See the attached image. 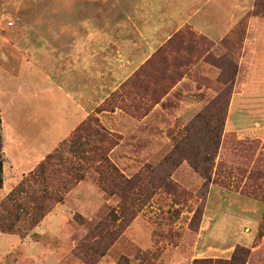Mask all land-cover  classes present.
Segmentation results:
<instances>
[{"label":"rangeland","instance_id":"374dc122","mask_svg":"<svg viewBox=\"0 0 264 264\" xmlns=\"http://www.w3.org/2000/svg\"><path fill=\"white\" fill-rule=\"evenodd\" d=\"M255 1L0 0V264H192L207 258L227 262L240 246L249 250L246 264H264V90L254 103V113L263 119L255 124L256 130L224 136L223 126L215 156L201 148L195 155L193 148L203 142L205 129L219 122L215 112L206 118L197 114L220 90L228 95L235 63L243 54L241 42L252 31L257 36V74L264 86V16L252 13ZM180 20L182 27L175 26L155 44L157 56L142 69L146 90L132 87L129 78L153 53L121 82L129 79L125 86L102 95L101 104L85 118L96 117L100 127L117 135L97 115L99 107L120 109L140 120L143 110L162 95L161 89L180 75L211 89L213 97L188 122L157 126L160 136L165 132L163 140L151 124L146 127L148 146L158 148L133 171H124L111 159L115 146L108 152V142L97 144L107 149L110 163L124 177L145 168L141 188L123 202L119 193L107 195L97 182L96 158L79 160L85 145L69 147L74 130L63 139L66 144L60 145L62 140L57 145L62 158L47 166L49 179L34 175L38 164L57 148L43 155L59 133L52 132L51 139L46 131L50 108L45 102L63 97L47 77L60 82L56 70L74 53L75 41L85 40L91 50L93 46L101 86H107L108 59L112 62L122 45L136 48L163 21ZM195 20L225 31L223 46L214 44L204 52L207 40H213L192 26ZM183 31L192 37L183 38ZM234 89L235 84L232 93ZM32 101L39 103L32 106ZM195 129L200 130L197 137L183 141L190 143L189 156L180 157L176 166L162 162L174 142ZM40 134L44 142L39 145ZM190 159L208 168L205 175ZM45 193H50L48 199ZM58 196L63 199L54 201Z\"/></svg>","mask_w":264,"mask_h":264},{"label":"crops","instance_id":"0c3cea01","mask_svg":"<svg viewBox=\"0 0 264 264\" xmlns=\"http://www.w3.org/2000/svg\"><path fill=\"white\" fill-rule=\"evenodd\" d=\"M190 23L196 30L203 32L213 40L216 46H223L222 42L227 37L225 31L219 33L218 29H214L213 26H202V22L198 20H195V22L190 21ZM162 24L158 30H155L149 36L147 41L141 42L136 48H134V44L131 46L126 43L112 58V62L108 59V64H110L108 73L110 74L107 78V86H101L100 64L99 59L95 57L93 46L91 50L86 48L85 40H83L84 42L75 41L77 45L73 47L75 49L74 53L70 57H64L66 59L62 62L60 71L57 72L59 69L56 70V74L60 75V82L58 83L53 78L47 77L53 81L56 89L62 93L63 97L45 102L46 106L50 108L45 118V120H48V126L45 125L46 131L49 133L48 136L54 139L52 132L59 131V133H56V141L50 145L48 151L43 154L44 156L53 151L59 142L67 137L86 116L95 111L103 101L102 95L119 88L121 82L128 78L153 53L157 42L169 34L175 26L182 27L184 22H181V20L179 23L163 21ZM257 24L255 27H257ZM233 26L234 23L233 25L230 24V29ZM256 41V33L252 31L241 42L243 54L239 59L238 76L224 125V135L235 133L238 130H256L255 124H260L263 121L260 116L254 113L253 109L255 101L259 100V91L264 90V86L260 85L262 80L257 74V66L260 65L258 64ZM67 49L66 47L63 50L66 51ZM52 66L55 67V64H52ZM261 66L264 68V63ZM213 95L211 89L201 87L197 82L183 77L140 120L130 117L120 109L101 111L97 115L105 125L111 131L122 135L120 142L110 152L111 159L118 166H121L124 171L135 170L143 158L147 157L150 152L155 153L157 151L155 149L158 148V146L156 148L154 146L149 147L146 142L149 134L144 133V130L149 124H151L149 128L154 129L157 137L163 140L165 132H163L164 136H160L162 131L157 127L159 124L164 122L171 124L188 122ZM33 103L36 106L39 102L32 101V106ZM2 112L0 108V136L3 150ZM11 114L12 120H16L14 113ZM162 128L166 129V126ZM39 138L41 139L40 145L44 142V139L41 134Z\"/></svg>","mask_w":264,"mask_h":264},{"label":"trees","instance_id":"16d2710c","mask_svg":"<svg viewBox=\"0 0 264 264\" xmlns=\"http://www.w3.org/2000/svg\"><path fill=\"white\" fill-rule=\"evenodd\" d=\"M252 13L264 16V0H256L254 2V8L252 10ZM183 38H191L192 33L190 31H183L182 32ZM172 38L168 41V43H171ZM167 43V44H168ZM214 42L208 41L206 42V49H204V52H209V50L213 47ZM202 51V52H203ZM158 52L153 53V55L129 78L132 87L138 88L139 90H146L144 78L145 73L142 71L143 67L148 64V62L153 58V56H157ZM208 54L206 55V57ZM205 57V58H206ZM239 70V62L235 63V74L238 73ZM144 74V75H143ZM143 76V79L139 78ZM234 77V80L232 82L231 88L236 83V78ZM182 78V75L179 77H176L174 82L171 83L170 86H165L163 89H161V96L158 99H155L153 105L138 116L139 118H143L146 116L152 108L160 102V98L168 93V91ZM128 79V80H129ZM126 80L121 86H125V83L128 81ZM120 86V87H121ZM230 88V91L227 95V91L220 90L216 96L203 108L202 112L197 114V118L205 116V114L209 112H215L219 116V122H215L212 127H208L205 129L207 132V135L204 137V140L201 144L193 145V148L195 150L194 154L198 155V148H201L204 152L214 155L217 153L219 146L221 144V137L223 135V126L225 123V118L227 115V109L230 103L232 90ZM227 97V98H226ZM100 111H106L105 108L99 107ZM114 110V109H113ZM111 110V111H113ZM206 118V116H205ZM98 119L96 117H89L82 121L73 131L71 137L68 139L69 147H84L81 150V156L79 157V160H93L96 158L99 165H97V173H98V184L100 188L107 194V195H114L118 194L121 198L122 202L127 198L129 194H133L134 191H137L142 186L143 178L146 177L147 171L145 168L140 171L139 173L133 175L130 178L124 177V175L118 170V168L110 163L108 155H107V149L106 151L100 150L97 144L102 142H108V145L110 146V149H108V152L116 146L121 139V136L119 134L115 135L110 132H106L104 128L100 127L98 123ZM221 124V127H220ZM193 127V125H191ZM190 130V127L185 128V131ZM200 133V130L195 129L194 133L190 136L189 133L183 137V139L175 141L174 145L171 149V151L163 158L164 163H168L170 165L176 166L179 162V158L183 157L182 159H186V156H189V152L191 151L188 146L189 142L183 143L184 139H189L191 137H197V135ZM225 136V135H224ZM66 144V140H63L60 145ZM57 147L53 153L48 154L39 164L37 169L34 171V175L37 177H40L41 179H46L49 177H46L48 175L47 173V166L50 165V163L54 160H61L62 158V147ZM64 150V149H63ZM193 154V155H194ZM95 157V158H94ZM210 160V158H207ZM192 162V166L195 169H198L200 172L205 175L206 170L208 168L199 167L195 162ZM1 162H0V171H1ZM143 174L145 176L143 177ZM82 177V176H81ZM1 183V179H0ZM21 185V184H20ZM116 189V190H115ZM15 191L14 189L12 192ZM11 192V193H12ZM50 197V193H45V199H48ZM63 197L58 196V198H55V200L59 201L62 200ZM249 255V250L244 247H237L232 255V257L226 262L221 259H195L192 264H246L247 258Z\"/></svg>","mask_w":264,"mask_h":264}]
</instances>
